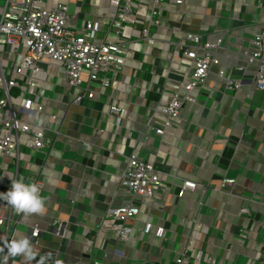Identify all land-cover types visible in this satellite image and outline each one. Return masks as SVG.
<instances>
[{
	"label": "crops",
	"instance_id": "crops-1",
	"mask_svg": "<svg viewBox=\"0 0 264 264\" xmlns=\"http://www.w3.org/2000/svg\"><path fill=\"white\" fill-rule=\"evenodd\" d=\"M72 11H81L73 24L82 25L89 15L108 21L109 0H70ZM138 17L143 19L151 7L143 0ZM4 5H0L1 9ZM163 24L154 28L155 46L137 45L135 60L114 73V82L102 86L90 82L93 97L85 94L79 104L58 103L66 85L46 91L50 108L63 115L62 132L54 148L46 147L49 161L40 175L44 188L43 214H29L31 220L46 226L52 218L68 220V238L45 233L39 245H33L28 228L20 226L17 239L28 238L36 259L13 257L16 264H35L48 256L46 263L85 264L102 258L112 250L106 264L129 263L171 264L193 230H200L197 250L205 251L211 261L200 264H261L264 240V91L255 87V66L240 70L238 54L248 47V39L264 23V0H186L164 3ZM143 21L125 28L124 40L139 32ZM186 30L200 32L203 40L223 38L217 50L218 63L212 67L201 87L198 100L187 103L177 125L164 135L151 130L163 116L150 121L149 107L163 96L162 92L180 85L185 73L172 61L170 41L179 39ZM134 42V41H133ZM135 47V44H131ZM222 67L241 79L239 88H228L218 75ZM62 83V84H61ZM67 101V97H64ZM110 104L125 109L120 125ZM105 131L100 133L99 131ZM85 142L92 144L87 149ZM137 149L143 158L154 160L156 168L168 175L158 204L147 202L138 218L129 220L132 237L122 245L125 257L113 251L117 237L112 230L99 234L98 224L112 205L141 197L120 190L127 155ZM38 154L35 164L28 157L23 174L36 170L42 163ZM40 168V167H39ZM25 169L27 170L25 173ZM224 177L235 179L233 185L221 186ZM189 179L203 185L178 195L180 184ZM29 183L31 181L28 180ZM166 190V191H165ZM247 208L248 213H243ZM154 223L146 234L145 221ZM156 226H163L161 236ZM114 234L113 236L111 234ZM57 250H59L58 253ZM104 250V251H103Z\"/></svg>",
	"mask_w": 264,
	"mask_h": 264
},
{
	"label": "built area",
	"instance_id": "built-area-1",
	"mask_svg": "<svg viewBox=\"0 0 264 264\" xmlns=\"http://www.w3.org/2000/svg\"><path fill=\"white\" fill-rule=\"evenodd\" d=\"M150 1L151 7L140 19L138 15L143 0H109L107 12L110 16L107 22L104 18L89 15L80 26L73 24V20L81 10L72 11L70 0H5L0 15V193L10 189L9 176L15 179L22 176L26 184H36L39 194L44 188L40 175L50 156L44 149L54 148L62 132L63 115L60 109L50 108V98L45 94L60 87V83L54 82V79H62L66 85L58 103L79 104L85 93L93 97L95 90L90 88V82L97 81L102 86L113 85L114 73L121 71L128 61L135 60L139 43L155 46L157 39L152 36V29L163 24L164 3L174 1L177 5H184L186 2ZM140 20L143 24L139 32H132L129 39L124 40L125 28ZM223 41L222 37L203 40L201 33L193 30H186L179 39L170 41L172 61L179 64L185 79L171 90H164L163 96L149 107L150 121L157 115L163 116L159 125L149 124L151 130L160 135L173 130L185 105L197 102L201 87L205 85L212 67L218 63L217 50L222 47ZM132 43L136 46L132 47ZM237 58L242 61L238 66L240 70H245L247 66L256 67L253 76L255 87L264 91V23L255 27L248 39V47L240 50ZM217 73L228 88L237 89L242 84L230 69L222 67ZM65 96L67 101L64 100ZM109 112L117 114L115 123L120 125L125 109L110 104ZM104 131L101 129L99 132ZM85 146L90 149L92 144L85 142ZM25 153L33 158L29 161L32 165L38 154H43L40 168H31L27 174H23ZM167 175L156 168L154 160L143 158L139 150L133 149L128 153L120 190L140 196L141 202L130 200L110 206L97 229L99 234L109 230L116 233L117 245L113 252L118 256L125 257L122 245L125 246L132 237L134 226L129 224V220L138 218L147 202L151 201L153 206L158 204L157 196L159 190L166 187L164 181ZM234 183V178L224 177L221 186ZM202 186L184 179L178 195L183 197L187 191ZM241 211L249 212L247 208ZM31 218V215L17 212L6 201L0 200V247H3L5 239H17L21 225L27 226L33 245H39L45 233L68 238V220L56 217L42 226ZM156 227V235L161 236L164 227ZM153 229L154 223L146 220L145 233L149 234ZM199 231H192L190 241L177 252L171 264H200L205 259L211 261V258H205V251L197 250L194 246L199 239ZM261 250V264H264V240ZM111 251L102 252V258L85 264H106L104 259L111 256ZM6 254V248L0 252V264H3ZM14 261V258H10L8 264H16ZM36 261L35 264H38ZM116 264L149 263L121 261Z\"/></svg>",
	"mask_w": 264,
	"mask_h": 264
},
{
	"label": "clouds",
	"instance_id": "clouds-1",
	"mask_svg": "<svg viewBox=\"0 0 264 264\" xmlns=\"http://www.w3.org/2000/svg\"><path fill=\"white\" fill-rule=\"evenodd\" d=\"M11 187L7 192L0 193V200L6 201L17 212L28 214H43L44 200L39 195V188L36 184H26L21 176L15 179L9 176ZM7 249V254L3 257V264H8L10 258L22 255L26 260L36 259V253L28 238L4 240L0 252ZM48 256L41 257L38 264H46Z\"/></svg>",
	"mask_w": 264,
	"mask_h": 264
},
{
	"label": "rangeland",
	"instance_id": "rangeland-1",
	"mask_svg": "<svg viewBox=\"0 0 264 264\" xmlns=\"http://www.w3.org/2000/svg\"><path fill=\"white\" fill-rule=\"evenodd\" d=\"M0 5H5V0H0ZM153 30H154V28L152 29V32H153ZM54 82H56V83H60L59 82V79L58 78H56V79H54ZM48 86H50V84L48 85ZM85 86V85H84ZM86 94V93H85ZM85 94H84V96H85ZM28 157H31L29 154H24V162H23V165H25V164H27L28 163ZM0 159H1V157H0ZM26 169H25V173H26ZM112 236L114 235L113 233L111 234Z\"/></svg>",
	"mask_w": 264,
	"mask_h": 264
}]
</instances>
